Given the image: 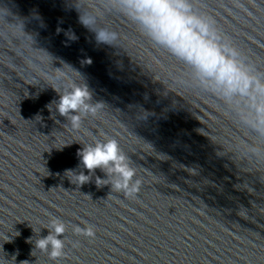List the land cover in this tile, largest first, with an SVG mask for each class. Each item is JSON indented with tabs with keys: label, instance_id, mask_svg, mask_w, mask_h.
I'll use <instances>...</instances> for the list:
<instances>
[{
	"label": "water",
	"instance_id": "water-1",
	"mask_svg": "<svg viewBox=\"0 0 264 264\" xmlns=\"http://www.w3.org/2000/svg\"><path fill=\"white\" fill-rule=\"evenodd\" d=\"M76 3L0 0L5 22H22L32 38L0 24V258L6 264H264V162L229 152L242 133L228 109L174 84L187 70L105 8L107 0H80L121 36V47L97 43ZM195 3L264 72V0ZM56 70L103 105L83 115L78 128L54 107L69 82L51 79ZM105 139L117 140L136 168V194L98 187L96 178H107L100 169L80 186L65 176L68 170L89 175L77 153L82 144ZM50 218L66 225L59 237L64 254L55 261L35 248L48 235ZM85 223L94 228L91 238L73 230Z\"/></svg>",
	"mask_w": 264,
	"mask_h": 264
},
{
	"label": "clouds",
	"instance_id": "clouds-1",
	"mask_svg": "<svg viewBox=\"0 0 264 264\" xmlns=\"http://www.w3.org/2000/svg\"><path fill=\"white\" fill-rule=\"evenodd\" d=\"M76 7L81 10L80 23L95 33L97 43L121 47L120 34L101 25L99 11L85 8L80 0H77ZM200 7L202 5L197 6L195 0H107L105 4V8L118 11L154 47L166 52L187 70L174 78V84L186 93L208 94L223 103L242 133L230 146L229 152L234 153L235 158L264 162V72L242 58L239 50L222 35L214 21L199 10ZM7 15L0 9V24L7 32L32 41L24 33L22 22H5ZM66 35L70 40L76 39L70 32ZM43 53L51 60L47 53ZM55 73L51 79L69 82L59 91L52 87L59 93V101L54 107L60 116L67 118L68 125L78 128L83 115H94L103 105L92 104L88 88L72 80L63 70ZM178 96L185 100L182 95ZM51 108L52 105L50 111ZM82 145L77 155L89 175L68 170L65 176L72 183L77 186L86 184L92 178V172L100 169L107 178L97 177L95 183L98 187L111 185L112 191L125 195L139 191L141 181L136 178L137 170L131 166L117 140H95ZM44 227L48 229V235L36 239L35 248L55 261L64 254V239L59 237L64 236L66 225L59 219L50 218ZM73 230L88 238L94 236V228L86 223L83 228L74 226ZM2 240L8 241L9 235L3 236ZM0 264H6V261L0 258Z\"/></svg>",
	"mask_w": 264,
	"mask_h": 264
}]
</instances>
